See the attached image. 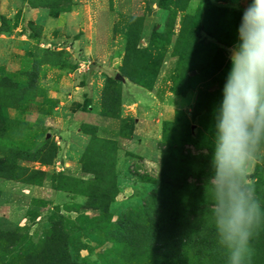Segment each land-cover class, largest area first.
<instances>
[{"label":"rangeland","instance_id":"1","mask_svg":"<svg viewBox=\"0 0 264 264\" xmlns=\"http://www.w3.org/2000/svg\"><path fill=\"white\" fill-rule=\"evenodd\" d=\"M244 9L233 0H0V174L14 162L46 172L33 185L0 175V231L32 245L16 251L61 225L77 262L126 264L87 196L89 172L114 157L110 223L142 207L158 214L186 186L218 209L214 110ZM45 141L57 150L52 163L28 160ZM235 180L247 198L264 194V134Z\"/></svg>","mask_w":264,"mask_h":264},{"label":"trees","instance_id":"2","mask_svg":"<svg viewBox=\"0 0 264 264\" xmlns=\"http://www.w3.org/2000/svg\"><path fill=\"white\" fill-rule=\"evenodd\" d=\"M106 92L107 87L104 89V93ZM117 97L119 99L118 93ZM111 99L115 100L114 97ZM113 150L115 156V147ZM56 152V147L45 141L37 150L31 152L27 159L49 166ZM115 163L114 157L109 164L110 168H98L89 172L94 174L95 178L87 196L91 200L90 208L99 211L104 221L109 223L105 226L111 235L110 241L117 253L124 257L126 264H233V249L229 247L218 228V220L228 208L222 209L220 203L217 210L210 209L208 198L197 200V192L202 189L193 190L185 185L182 200H174L172 206L160 208L158 214L142 207L125 213L116 223H110L109 206L116 196L111 193L116 179ZM11 167L14 173L6 172L0 175L27 185L42 181L46 175L42 170L30 171L28 168L19 167L16 162L12 163ZM204 175L205 173L195 174L197 178H205ZM258 182L264 186V182ZM254 194L257 196L248 200L258 205V214L250 227H258L259 233L250 232L247 252L241 264H264V194ZM219 200L221 196H217V201ZM186 202L194 204L183 213L178 208H170L186 205ZM24 242L18 231H0V264H81L72 258L69 251L70 234L61 225L53 227L33 248L16 251L15 249L22 245L32 246Z\"/></svg>","mask_w":264,"mask_h":264},{"label":"clouds","instance_id":"3","mask_svg":"<svg viewBox=\"0 0 264 264\" xmlns=\"http://www.w3.org/2000/svg\"><path fill=\"white\" fill-rule=\"evenodd\" d=\"M237 32L238 42L229 49L231 68L222 89L218 114L214 110L212 147L216 178L221 181L220 207L228 208L218 220V228L233 249V264H241L245 258L248 229L258 214V205L249 202L235 175L243 173L252 147L264 134V0H251L243 10Z\"/></svg>","mask_w":264,"mask_h":264},{"label":"crops","instance_id":"4","mask_svg":"<svg viewBox=\"0 0 264 264\" xmlns=\"http://www.w3.org/2000/svg\"><path fill=\"white\" fill-rule=\"evenodd\" d=\"M232 0H230V2H231ZM238 4V8L239 9H244L245 8V5L246 4H239V3H237Z\"/></svg>","mask_w":264,"mask_h":264},{"label":"water","instance_id":"5","mask_svg":"<svg viewBox=\"0 0 264 264\" xmlns=\"http://www.w3.org/2000/svg\"><path fill=\"white\" fill-rule=\"evenodd\" d=\"M233 54H234V53H233ZM119 77H120L119 74H117V75H116V78L118 79Z\"/></svg>","mask_w":264,"mask_h":264}]
</instances>
